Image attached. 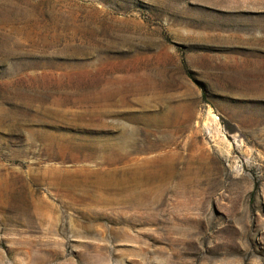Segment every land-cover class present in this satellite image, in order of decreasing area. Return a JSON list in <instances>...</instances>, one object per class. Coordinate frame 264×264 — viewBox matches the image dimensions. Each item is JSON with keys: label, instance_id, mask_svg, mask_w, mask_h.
Instances as JSON below:
<instances>
[{"label": "rangeland", "instance_id": "374dc122", "mask_svg": "<svg viewBox=\"0 0 264 264\" xmlns=\"http://www.w3.org/2000/svg\"><path fill=\"white\" fill-rule=\"evenodd\" d=\"M0 264H264V0H0Z\"/></svg>", "mask_w": 264, "mask_h": 264}]
</instances>
